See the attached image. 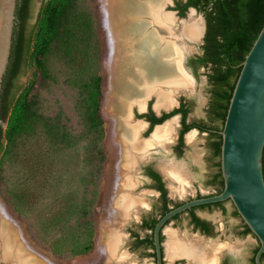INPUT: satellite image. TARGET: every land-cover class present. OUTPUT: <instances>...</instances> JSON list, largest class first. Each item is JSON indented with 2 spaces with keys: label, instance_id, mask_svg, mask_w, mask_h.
I'll use <instances>...</instances> for the list:
<instances>
[{
  "label": "rangeland",
  "instance_id": "obj_1",
  "mask_svg": "<svg viewBox=\"0 0 264 264\" xmlns=\"http://www.w3.org/2000/svg\"><path fill=\"white\" fill-rule=\"evenodd\" d=\"M42 1L32 0L31 17L28 21L29 29L35 24ZM170 1V4L169 0L165 4L166 10L173 12L174 0ZM75 6L77 13L81 14L89 25L86 31L88 40L83 42L79 48V53L82 54V63L79 68L69 66L58 55H51L47 69L44 71V69L37 68L30 59L24 74L17 81V85L21 87L19 93L27 91L28 98L37 102L40 113L53 118L59 117L61 122L67 126L72 138L68 145H55L48 141L42 133H37L34 137L22 140L17 149V155L12 150L0 158V208L3 207V211L12 218L22 238L30 247L57 264H89L97 257L101 222L105 216L104 206L108 199V188L114 168V150L108 120L109 110L105 111L108 89L105 69L108 39L105 32V20L99 0H76ZM185 42H183L184 46H186ZM201 46L198 48L200 54ZM193 56L195 54L190 53L186 61V73H189L192 91L188 94L178 93L180 95L178 97V94L176 95L177 102L183 99L189 104V120L209 123L206 117L210 93V86L207 82L209 72L208 69H194L190 66L188 60ZM95 78H99L97 114L104 130L100 147L105 161L101 166L99 177L94 174L93 180L96 186H92L88 183L90 175L93 174L92 167L86 161L89 157L87 154L90 138L84 135L81 103L86 97L82 89L83 84L91 86ZM132 108L130 114L133 115L136 110L132 111ZM1 126L5 129L6 123ZM176 131L178 129H175V133ZM196 137L197 142L194 145L185 147L184 156H188V170L191 165L197 167L191 169V179L186 172L187 191L182 190L180 194L174 196L173 200L177 202L187 201L195 197L197 193L206 195L213 190L205 184L206 173L209 171L207 135L197 132ZM165 158L173 157L169 155ZM158 159H164V156L156 155L152 162ZM145 178L142 173L137 174L139 184L135 189V194L140 196L135 195L134 191L132 193L145 200L148 207L144 215L147 216L157 206L158 195L154 193L151 183ZM22 191L26 194V202L20 204L17 197ZM84 204L89 212L85 221L89 219L92 223V241L89 239V231L87 232L82 227L84 220L80 213ZM234 211L231 203L226 206L224 214L217 208L196 210L197 215L211 223L215 229L213 235L199 238L203 240L204 246L206 244L220 248H235L236 256L229 260L228 264H249V258L258 246V242L252 234L240 236L239 227L243 222L239 216L234 215ZM126 226L122 233L127 236L128 231L134 225ZM169 230L185 238H196L198 235L190 229L185 214L179 221H172L164 228V245L168 240L166 231ZM86 243L87 245L92 243L89 251L81 254L74 253L75 250L81 251ZM124 243L121 252H125L126 255L124 253L121 255L129 258V264H151L138 252L129 251L127 253L130 240L126 239ZM3 263L9 264L0 261V264ZM184 264L189 263L184 262ZM215 264H217V257Z\"/></svg>",
  "mask_w": 264,
  "mask_h": 264
},
{
  "label": "bare ground",
  "instance_id": "obj_2",
  "mask_svg": "<svg viewBox=\"0 0 264 264\" xmlns=\"http://www.w3.org/2000/svg\"><path fill=\"white\" fill-rule=\"evenodd\" d=\"M99 2L108 39L105 111L109 110L114 168L101 222L98 255L89 264H121L127 260L118 253L123 244L122 226L146 206L143 198L132 193L138 183L134 176L136 166L150 152L166 148L173 139L178 119L174 117L156 127L144 140L141 135L145 124L133 121L130 109L136 107L142 111L147 99L154 97L155 111L167 110L176 105L178 93L192 91L191 79L182 62L192 49L188 44L200 40L203 26L202 20L193 13L184 20L178 19L166 10L167 0ZM196 135L195 131L187 134L188 145L197 142ZM160 169L168 180L172 196L187 191L188 181L181 167L164 163ZM167 234L165 252L169 260L182 256L189 264L216 263L220 247L204 246L200 238H185L172 231ZM0 261L57 264L28 245L3 207L0 208Z\"/></svg>",
  "mask_w": 264,
  "mask_h": 264
},
{
  "label": "trees",
  "instance_id": "obj_3",
  "mask_svg": "<svg viewBox=\"0 0 264 264\" xmlns=\"http://www.w3.org/2000/svg\"><path fill=\"white\" fill-rule=\"evenodd\" d=\"M75 3L76 0H43L37 12L35 24L29 29L28 21L31 17L32 0H17L10 56L0 90V158L12 150L17 155V149L22 140L34 137L37 133H42L48 141L55 145H68L72 138L67 126L61 122L59 117L53 118L40 113L37 102L28 98L27 91L19 93L21 87L17 85V81L24 74L30 59L37 68L44 69V71L47 69L51 55H58L69 66L79 68L82 63V54L79 53V48L83 42L88 40L86 31H88L89 25L84 17L77 13ZM190 7L203 14L206 29L201 55L189 59V64L193 67L211 66L213 68L210 82L219 86L215 91L214 111L221 119V127L217 128L221 131L229 100L240 72V65L264 26V0H185V2L175 0L172 10L177 11L178 16L185 17V13ZM95 79L91 86L83 84L82 89L86 97L81 103L84 135L90 138L87 154L89 157L86 161L92 167L93 174L88 180L92 186H96L93 180L94 174L100 175L101 166L105 161L104 153L100 147L104 130L102 121L97 114L99 78ZM176 114L182 115L183 129L180 140L182 134L191 129L205 132L206 129L201 128L200 125L185 123L188 110L184 108V105L170 114L156 119L154 123L160 124ZM3 123H6L5 129H2L1 124ZM214 135L217 141L211 145L220 158L221 137L218 134ZM262 173L264 179V148ZM149 175L155 181H160L157 174L150 172ZM157 189L161 192L160 217H162L171 210L168 208L170 201L166 197V190L162 184ZM17 199L20 204L26 202V194L22 191ZM180 205L175 204L173 208ZM208 206L221 207L222 203ZM195 209L197 208L186 211L190 214L192 223L204 233L210 234L209 225L197 218L194 214ZM87 210L86 204H84L80 215L84 220L82 227L87 232L89 231V239L92 241V223L89 219L85 221L89 215ZM180 215L174 216L172 220L179 218ZM234 215L238 216L236 211H234ZM157 221L158 219L152 221L149 226L151 230ZM242 226L243 229L239 232L240 236L251 234L244 223ZM91 245L92 243L88 245L86 243L81 251L75 250L74 253L81 254L89 251ZM258 248L259 245L252 252V264H254V256ZM263 262L264 254L261 257V263Z\"/></svg>",
  "mask_w": 264,
  "mask_h": 264
},
{
  "label": "water",
  "instance_id": "obj_4",
  "mask_svg": "<svg viewBox=\"0 0 264 264\" xmlns=\"http://www.w3.org/2000/svg\"><path fill=\"white\" fill-rule=\"evenodd\" d=\"M16 3L17 0H0V90L10 56ZM173 13L180 20L186 19L189 13L195 14L202 20L203 31L200 40L191 43L193 45L191 46L192 49L185 55L182 62L183 68L187 72L186 61L190 53L200 55L198 48L203 45L206 29L205 18L202 13L191 7L187 9L185 18L178 16L177 11L173 10ZM177 97L175 106L178 105ZM175 106L165 110V112H171ZM174 117H177L178 120L180 118L179 115L172 116L161 124L155 125L153 130ZM192 131L198 132L192 129L188 133ZM219 135L221 137L220 172L223 189L217 195L185 201L180 206L171 209L157 221L152 233L156 264H162L161 246H164V244L160 243V233L164 232L163 229L166 224L174 216L195 207L225 201H229L225 207L230 203L232 204L241 221L257 240L259 248L254 256V264H261V257L264 254V179L262 173L264 148V26L240 65V72ZM174 196L169 191V197L173 199ZM196 237L202 236L198 233ZM230 248L233 247L221 248V251L217 254V263L225 255L236 256L237 250L235 248L231 250ZM169 263H172V261H169Z\"/></svg>",
  "mask_w": 264,
  "mask_h": 264
},
{
  "label": "flooded vegetation",
  "instance_id": "obj_5",
  "mask_svg": "<svg viewBox=\"0 0 264 264\" xmlns=\"http://www.w3.org/2000/svg\"><path fill=\"white\" fill-rule=\"evenodd\" d=\"M183 1L185 2V0H183ZM174 3H175V0H174ZM200 55H195V56H200ZM193 57H191V58H193ZM191 58H189V59H191ZM188 64H189V60H188ZM193 68L194 69H196V68L208 69V72H209L207 74V82L210 86V93H209V100H208L207 109H206V117H207L209 123L189 120L188 116L190 113V106L183 99H180V101L178 102V105L175 106L171 112L178 109L181 105H184V108H186L188 110V114H187L185 123L186 124H192V123L197 124V125H200L201 128L206 129L205 132H199L198 130L197 131H198V133H201V134L204 133L207 135V139H208L207 140V146H208V151H209L208 157H207V166H208L209 171L206 173L205 184L207 186L211 187L213 190H212V192H210L206 195H201V194L197 193L195 195V197H192V198L188 199L187 201L192 200V199H198V197L202 198V197H209V196L217 195L223 189L222 188L223 187V180H222L221 172H220V158L216 155V151H215L213 145H211V144H213V142L217 141L214 134L219 135L220 131L217 128L221 127V124H222L221 119L219 117H217V115H216L217 113L214 111V104H215L214 103V100H215L214 96H215V91L219 88V86L210 82V76L213 74V70H212L213 68L211 66H208V67H202V66L197 67L196 66ZM150 98L147 100L148 101L153 100V102H149V103H148V101L145 102L144 110L139 111L136 107L132 108V111H134V109L136 110L135 114L133 113V115H132L133 121H135V122L141 121L143 124H145V130L143 131V133L141 135L144 140L148 139L150 137V135L152 134V132L154 131L153 128L155 125H157L154 123L155 120L158 118H161L163 115H167V114L171 113V112L166 113L164 109L159 110V111H155V109H154L155 104L154 103H155L156 99H154V98L152 99V97H150ZM167 110H169V109H167ZM139 112H142V113L140 114ZM159 114H161V115H159ZM176 115H179L180 118H179V120L177 119V125H176L175 129H178V131H176V133H175V136H174L175 138H173V140L166 146L165 149L158 148L157 150L150 152L148 158H146L143 161H140L137 164L136 171L134 172L135 173L134 176L136 177V179H137V174L139 175L140 173H142L144 175V177H146L145 179L151 183V188L154 190V193L158 195V204H157V206H155V208L152 209V211L147 216L144 215V213H145L144 211H145V209L147 210L148 205L146 207H141L138 210V215L133 217L129 221H127V223H125L122 226V230H123V228H125L124 226H126V225L127 226H129L130 224L134 225V227L128 231L127 236L122 233L123 243L126 239L130 240V246L128 247L127 253L129 251H131L133 253L138 252V254L140 256L145 257L148 260V262H151V264H156V257H155V248L153 246V234H152L153 230H151L149 226L152 224L153 220H156V219L159 220L161 218L160 217V213H161V211H160L161 210L160 209L161 208V201H160L161 192L157 189V187L160 184H162L164 189L166 190V197L170 201V205L168 206L169 209H172L175 204H183L185 202V201H178L177 202V201H174L173 199H171L169 197L170 188L168 187V180L166 179L165 175L162 173L160 166L164 163H167V164L170 163V164H173L174 166L181 167L185 173L186 172L188 173L189 179H191L190 178V175L192 173L191 169L197 167V166L195 167V165H191V167H189V170H188V164H187L188 163V156H184L185 155L184 149H185V147H189L186 140H185V135L190 130L187 131L186 133L182 134V139L180 140V135H181L182 129H183L182 124H181L182 115L181 114H176ZM173 116H175V115H173ZM171 117H169V118H171ZM169 118H167V119H169ZM170 145H171V149L169 150ZM161 154H162V156H164V159L155 160L153 163L152 160L156 157V155L160 156ZM169 155H172L173 158H169V159L165 158V156H169ZM182 159H183V161L180 162V160H182ZM150 172L157 174L160 178V181L159 182L155 181L149 175ZM138 184L139 183H137V186H138ZM135 189H134V194H135ZM135 195H139V194H135ZM227 202H229V201L221 202L222 203L221 207L220 206H208V205H205V207L201 206V208L195 207L197 209L194 210V214L201 221H204L209 225L210 232H211L210 234H206L201 229L195 227V225L191 221V217H190V214L188 212L182 213L179 218L171 220L170 222H168L166 224V226L169 225L172 221H179L181 216L185 214L187 216V219H188V225L190 226V229L192 230V232H197L202 237L203 236L209 237V236L214 234L215 229L211 223L200 218L197 215L196 210L205 209V208L210 209V208L214 207V208H217L221 213L224 214L226 212L225 205ZM242 224L243 223H241V226L239 227V232H241L243 229ZM122 230H121V232H123ZM163 231H164V229H163ZM168 232H170V230L166 232L167 237H168V234H167ZM125 236H126V238H125ZM159 239H160V243L162 244L163 240H164V232L160 233ZM122 246H123V244L119 248L118 253L119 254L124 253L126 255L125 252H121ZM164 248H165V245L161 246L162 264H184V262H188V260L182 256L181 257H175L172 260H169L167 257H165L166 252L164 251ZM233 258H235V256L225 255L221 259V261L217 264H228L229 260H231ZM251 258H252V256H250V258H249V264H252ZM169 261H172V263H169ZM227 261H228V263H227ZM3 264H5V263H3ZM111 264H116V263L112 262ZM121 264H129V258L127 257V260L122 262ZM261 264H264V262Z\"/></svg>",
  "mask_w": 264,
  "mask_h": 264
}]
</instances>
